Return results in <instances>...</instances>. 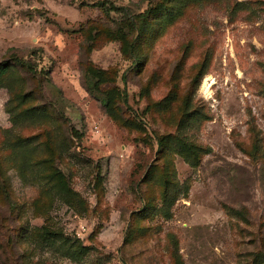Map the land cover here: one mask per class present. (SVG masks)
<instances>
[{"label":"rangeland","instance_id":"obj_1","mask_svg":"<svg viewBox=\"0 0 264 264\" xmlns=\"http://www.w3.org/2000/svg\"><path fill=\"white\" fill-rule=\"evenodd\" d=\"M0 65V264H264V0H0Z\"/></svg>","mask_w":264,"mask_h":264},{"label":"trees","instance_id":"obj_2","mask_svg":"<svg viewBox=\"0 0 264 264\" xmlns=\"http://www.w3.org/2000/svg\"><path fill=\"white\" fill-rule=\"evenodd\" d=\"M130 23V26L133 28V26L137 25L135 19H132V21H129ZM138 40V39H137ZM136 39L133 40V43L128 45V48H127V51L128 53H130L131 57L133 58V60L136 62L138 60L137 58V52H136V44H137V41ZM8 71V66L7 65H0V77L4 76ZM123 100L125 103H127V94L126 92L124 91L123 93ZM106 105H107V108H109L111 106V103L110 101L106 100Z\"/></svg>","mask_w":264,"mask_h":264}]
</instances>
